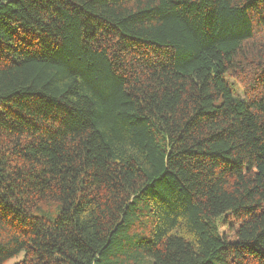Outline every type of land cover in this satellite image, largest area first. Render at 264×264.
Listing matches in <instances>:
<instances>
[{"label":"trees","instance_id":"1","mask_svg":"<svg viewBox=\"0 0 264 264\" xmlns=\"http://www.w3.org/2000/svg\"><path fill=\"white\" fill-rule=\"evenodd\" d=\"M9 261L264 264V0H0Z\"/></svg>","mask_w":264,"mask_h":264},{"label":"rangeland","instance_id":"2","mask_svg":"<svg viewBox=\"0 0 264 264\" xmlns=\"http://www.w3.org/2000/svg\"><path fill=\"white\" fill-rule=\"evenodd\" d=\"M12 261V260H11ZM11 261H9V262H7V263H5V264H9Z\"/></svg>","mask_w":264,"mask_h":264}]
</instances>
